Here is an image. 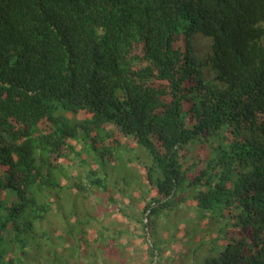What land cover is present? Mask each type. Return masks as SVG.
I'll use <instances>...</instances> for the list:
<instances>
[{"label":"trees","instance_id":"obj_1","mask_svg":"<svg viewBox=\"0 0 264 264\" xmlns=\"http://www.w3.org/2000/svg\"><path fill=\"white\" fill-rule=\"evenodd\" d=\"M147 256L264 264V0H0V264Z\"/></svg>","mask_w":264,"mask_h":264},{"label":"rangeland","instance_id":"obj_2","mask_svg":"<svg viewBox=\"0 0 264 264\" xmlns=\"http://www.w3.org/2000/svg\"><path fill=\"white\" fill-rule=\"evenodd\" d=\"M138 153H135L134 155H130V154H127V155H125V159H123V161H121L123 164H114V167L112 168V172H114V173H116V174H121V173H128L129 171H127V169H128V167H134V165H132V164H130V165H128V166H126V162H127V160L128 159H130L131 157L134 159V158H136L135 156L137 155ZM134 160H132V162H133ZM135 177V176H134ZM93 201H94V198H93ZM133 214H135L136 215V212H134ZM119 226H121V224L119 225ZM133 226L131 227V230H133ZM135 246H137V254H138V256H139V254H140V257H142V253H143V249H144V247L143 246H141L140 245V241L138 240H136V245ZM171 249H173L175 252H176V249H177V246L174 244V243H172L171 245H169V246H167V248L165 249L166 250V252H170V250ZM168 252V253H169ZM151 259H153V257H151L150 256V258H149V256H147L146 257V260H145V263L146 264H152V260ZM154 260V259H153ZM168 260V263L169 264H175V263H172V261H171V259L170 258H168L167 259ZM168 263H165V264H168Z\"/></svg>","mask_w":264,"mask_h":264}]
</instances>
